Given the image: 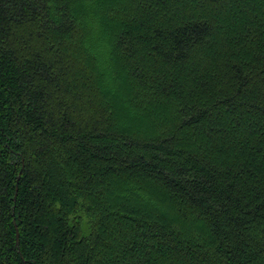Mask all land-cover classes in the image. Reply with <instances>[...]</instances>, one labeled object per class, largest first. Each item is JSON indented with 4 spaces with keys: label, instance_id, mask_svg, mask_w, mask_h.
Listing matches in <instances>:
<instances>
[{
    "label": "trees",
    "instance_id": "1",
    "mask_svg": "<svg viewBox=\"0 0 264 264\" xmlns=\"http://www.w3.org/2000/svg\"><path fill=\"white\" fill-rule=\"evenodd\" d=\"M0 264H264V0H0Z\"/></svg>",
    "mask_w": 264,
    "mask_h": 264
}]
</instances>
